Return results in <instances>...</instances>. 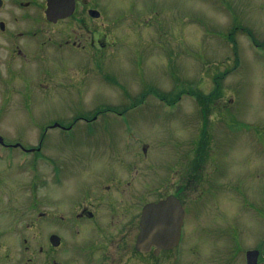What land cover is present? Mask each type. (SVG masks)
Here are the masks:
<instances>
[{
	"label": "rangeland",
	"instance_id": "obj_1",
	"mask_svg": "<svg viewBox=\"0 0 264 264\" xmlns=\"http://www.w3.org/2000/svg\"><path fill=\"white\" fill-rule=\"evenodd\" d=\"M21 1L32 4L33 27L23 26ZM84 1L105 6L95 27L109 33L100 40H65L80 29L49 24L45 0H3L0 8L8 29L34 33L11 43L0 32V136L65 156L76 169L30 195L31 175L0 164V224L18 226L6 229L14 247L0 240V264L77 257L86 237L71 238L38 213L47 210L44 196L58 208L60 196L81 195L86 175L77 168L98 170L96 149L120 152L116 160L138 165L140 176L145 167L148 175L162 167L163 176L176 167L178 196H204L188 211L184 245L195 249L183 264H245V250L255 248L264 264V0ZM97 114V124L84 122ZM56 123L73 130L51 129ZM38 166L36 177L49 174ZM51 234L68 243L53 248Z\"/></svg>",
	"mask_w": 264,
	"mask_h": 264
},
{
	"label": "flooded vegetation",
	"instance_id": "obj_2",
	"mask_svg": "<svg viewBox=\"0 0 264 264\" xmlns=\"http://www.w3.org/2000/svg\"><path fill=\"white\" fill-rule=\"evenodd\" d=\"M92 2H96V0ZM74 3V11L69 17L57 22H50L46 19L45 15L48 7V0H45L44 16L49 24L75 23L80 29L81 33H78V36L73 39L66 38L65 40H100L99 35L109 33L106 31L101 32L97 26L95 27L101 17H103V14H105V6L102 7L98 4L99 2H96L97 5L85 7L86 1L82 4L81 0H74ZM19 4L20 9L24 10L27 14L26 25L23 26L28 28L33 27L34 17L31 16L29 10L32 4L29 1H21ZM2 7L3 0L0 5V8ZM92 10L98 11L100 15L97 17L93 16ZM155 13H158V11H155ZM11 16L13 17L12 14ZM118 22L114 20L112 24L117 26ZM137 27L127 26L123 28L133 29ZM0 32L5 33L6 40H10L11 43L12 40H18L21 34L28 37L27 40H32V35H34L27 28L22 30V32H18L16 29H8L6 23L2 20L0 21ZM130 33L132 32L130 31ZM125 37L119 38L123 39ZM140 38L137 37L136 39L141 40ZM75 45L76 42H74ZM16 52L21 54L19 48ZM17 55L15 54L11 58L14 60L18 58ZM15 67V61H13L8 66L7 74L10 75L11 72L16 71ZM99 115L97 114L91 119H85L84 122L92 124L96 121L97 124ZM120 116L122 117L123 115L120 113ZM58 126V130L63 132H72L73 130L72 125L65 127L59 124ZM51 129L53 128L51 127ZM104 130L108 129L105 128ZM41 149V146L35 149L19 142L8 143L4 140V143H0V162L3 163L0 164L3 168L7 171L15 172L16 170H22L31 175L28 181L29 184L26 187L30 195H33L39 186L46 188V190L51 184L57 186L65 180V176L76 172L74 165L68 167L65 156L62 155L63 157L58 158L48 154V152L41 151ZM91 153L102 158V160L99 161L100 168L98 170L84 167L77 168L78 173L86 175L81 195L60 196V200H63L62 202L65 204L64 206H59L60 208H55V205L52 204L53 201L51 200L56 198L52 196H44L43 198V203L47 210L39 212V218L43 217L48 221H53L55 225L57 223L61 228H64H62L64 231L68 232L71 238L82 235L87 240L77 247L80 248L78 252L81 256L78 253L75 258L65 260H61L63 258H53L49 264H147L148 258L153 264H157V261L161 263L162 258H167V261H170L171 264H183L184 255L187 258L188 255L190 256L191 253H194L195 249L190 244L184 245L188 211L192 210L193 202L204 200V196H178V168L176 167L167 171L164 176L161 172L162 167L158 168L157 172L153 175H148L145 167L144 169L142 168L140 176V167L138 165L132 164L133 166H131L129 162L116 160V157L122 156L115 149H96ZM40 162H42L44 170L49 173L46 176H41V178L40 176L36 177L35 173ZM150 167L148 166V169ZM125 173L129 179L125 178ZM206 173L210 174L212 172L206 171ZM109 177L111 178V182L107 179ZM151 191L153 195L147 196L146 193ZM6 199L7 202L12 201L10 197ZM164 201H170V203L165 205L169 218H171L170 214H173V209L179 205L181 206L182 222L179 225V221H177L176 230L170 234L171 236H167L166 241L154 240L152 234L149 235L148 241L141 240V235L151 223L150 217L154 213V211H151V208L160 205ZM178 202L179 205L177 206L176 203ZM35 204L38 205L39 203L33 202L32 206L26 208L30 216L31 211L33 213ZM148 211H150L149 215ZM168 217H166L167 220H169ZM17 227L15 222L9 225V229L0 224V240L4 241L7 246L14 247L11 241H5L7 234H9L7 230H15ZM25 227L27 228L29 225L27 224ZM53 236L59 238V245H53ZM49 243L53 248L60 249L68 241L64 240L62 235L51 234ZM250 251H257V264H260V258L263 255L258 248L245 250V264H248V253ZM8 255L9 252H7L5 257L7 258ZM10 259L13 258L8 257V261ZM187 264H191V262L189 261Z\"/></svg>",
	"mask_w": 264,
	"mask_h": 264
},
{
	"label": "water",
	"instance_id": "obj_3",
	"mask_svg": "<svg viewBox=\"0 0 264 264\" xmlns=\"http://www.w3.org/2000/svg\"><path fill=\"white\" fill-rule=\"evenodd\" d=\"M1 3L2 0H0V5ZM74 4V0H48V7L45 11L46 19L50 22H57L58 20L69 17L74 11ZM91 12L95 17L100 15L98 11L92 10ZM0 143H4V139L1 136ZM168 203H170V201H164L160 205L151 208V211H154L150 217L151 223L141 235V240L148 241L149 235L152 234L154 240L166 241L167 236L176 230L178 225L177 221H179L180 225V222H182V209L179 202L176 203V205L179 206L173 209V214H170L171 218L168 217V210L165 208V205ZM149 214L150 211H148V215ZM166 217H168L169 220H167ZM52 242L55 246L59 245V238L53 236ZM248 264H257V251H250L248 253Z\"/></svg>",
	"mask_w": 264,
	"mask_h": 264
}]
</instances>
